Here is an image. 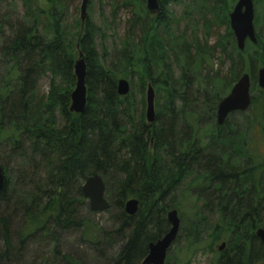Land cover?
<instances>
[{"label":"trees","instance_id":"trees-1","mask_svg":"<svg viewBox=\"0 0 264 264\" xmlns=\"http://www.w3.org/2000/svg\"><path fill=\"white\" fill-rule=\"evenodd\" d=\"M20 1L23 18L11 23L4 13L0 21V152L18 161L14 185L0 163V263L19 257L39 233L50 234L49 225L88 228L78 219L79 206L86 204L81 187L97 174L105 186L106 212L114 214L112 228L96 230V238L122 240L110 264H142L148 245L168 231L166 213L172 209L180 219L173 244L181 239L179 253L185 257L170 255L168 262L187 264L205 235L211 240L204 248L215 255L211 264H264V247L254 235L264 228V152H255L251 143L255 129L264 139V90L256 82V71L264 65L260 39L251 54L239 51L225 14L227 38L217 46L224 52L226 39L237 53L230 58L229 82L207 76L198 82L210 53L170 34L163 9L177 0H158L161 12L156 16L148 14L145 0H131L133 5L123 3L137 10L129 32L140 36L136 44L127 41L122 71L115 72L98 59L99 29L80 19L70 28L64 19L71 0ZM76 51L83 54L86 69L87 105L80 115L68 110ZM245 73L256 92L250 114L232 122L233 113L217 125L218 103ZM46 74L48 93L38 96L36 82ZM133 77L139 109L131 90L125 96L116 92L119 78L130 82ZM148 84L155 94L153 123L144 116ZM219 84L226 86L224 92ZM205 120L208 129L202 134ZM129 199L139 201L133 216L124 212ZM16 214L22 219L17 251L11 221ZM219 242L225 243L220 252L214 249ZM57 252L54 248L53 254L60 256ZM60 258L79 264L69 255Z\"/></svg>","mask_w":264,"mask_h":264},{"label":"rangeland","instance_id":"rangeland-1","mask_svg":"<svg viewBox=\"0 0 264 264\" xmlns=\"http://www.w3.org/2000/svg\"><path fill=\"white\" fill-rule=\"evenodd\" d=\"M131 0H89L87 5V17L86 21L92 23V25L98 28V33L95 37V49L98 55V59L103 66L107 69H111L115 72L122 71L120 63L123 48L128 45L127 41L136 44L139 39L138 33H130V24L132 17L137 10L134 6H125L124 2H130ZM237 0H223L220 4L217 0H177V2H171L164 5V13L169 17L172 29L170 34L182 35L192 45L197 43L210 53L206 55L208 58L207 63L202 66L201 72L197 76L198 79L213 77L216 81L229 82V68L230 58L235 57L237 54L232 50V47L223 40V46L225 51L221 50V46H217L218 42L222 38H227V29L224 24V15L226 14L229 21V13L232 11ZM80 3L81 0H71L67 11L64 14V19L67 20L70 28H75L76 20L80 19ZM253 3V29L255 37L259 38L262 46L264 47V0H252ZM133 5V4H132ZM163 5V4H162ZM145 7V2L144 5ZM161 8V6H160ZM7 14L11 23L20 21L24 16V9L20 0H0V21L3 15ZM229 30L230 26L228 25ZM42 29V28H41ZM41 33V31L39 30ZM232 33V31H231ZM233 36V33H232ZM234 38V37H233ZM221 39V40H220ZM254 44L249 41L245 42V48L242 51H247L251 54L254 51ZM264 54V51L262 52ZM208 56V57H207ZM78 58V52L76 51L73 59L76 61ZM260 67H264L260 66ZM259 67V68H260ZM257 72V71H256ZM174 77H178V71L173 68ZM207 76V77H206ZM215 77V78H214ZM123 79V78H119ZM50 75L46 74L42 76L37 82L35 92L38 96H43L48 93L49 90ZM129 91L133 93V100L140 108L139 94L137 93L136 79L133 77L130 82ZM199 82V81H198ZM234 83L230 86L228 91L226 86L220 85L221 92H224L222 98L227 95ZM74 85L71 91L74 89ZM251 96L255 97L256 92H251ZM221 98V99H222ZM154 110L156 113L155 99ZM250 111L244 113H234L231 116L232 122L242 121L245 117H248ZM145 114V108H144ZM145 116V115H144ZM203 133H206L208 126L206 127L207 120L204 121ZM252 145L255 148V152L261 154L264 152V139L258 129L254 130L251 137ZM0 163L5 167L6 177H8L9 184L14 185L16 180V168L18 161H14L7 158L3 152L1 154ZM5 155L4 158H2ZM88 207L87 201L85 206H79L78 219L85 220L88 228H76V229H58L49 225L50 234H38L37 237L27 241L24 245V250L19 257H16L8 264H67L65 259H61L62 255H69L73 260L79 264H110L112 258L117 254L122 240H110L108 242L96 238V230H108L112 228L111 217L114 212H93ZM181 211L188 213L187 204L183 206ZM20 214L12 217V248L18 250V239L16 234L22 230V219ZM85 226V227H86ZM43 235V237H42ZM1 238V237H0ZM203 242L201 248L197 252L188 258L187 264H211L215 255L208 250H205L206 244L211 240L206 239L203 235ZM221 243H216L214 249L218 251V246ZM182 245L181 239L172 244L167 252L164 264H174L173 261H167L168 256L178 257L181 259L184 254L179 253V248ZM2 248V242L0 241V250ZM54 248L58 251L60 256L53 254ZM0 264H5L4 262ZM7 264V263H6Z\"/></svg>","mask_w":264,"mask_h":264},{"label":"water","instance_id":"water-1","mask_svg":"<svg viewBox=\"0 0 264 264\" xmlns=\"http://www.w3.org/2000/svg\"><path fill=\"white\" fill-rule=\"evenodd\" d=\"M89 0H81L80 3V21L83 23L87 17V5ZM145 8L150 16L160 14L161 8L158 0H145ZM229 26L233 33L236 48L242 51L245 48V42L256 43V37L253 29V3L252 0H237L232 11L229 13ZM73 73L75 77V86L70 93L69 112L73 114H82L87 105V93L85 86V63L81 52L73 63ZM256 82L259 89L264 90V67H260L256 73ZM129 83L120 79L117 82L116 92L119 96H125L129 93ZM155 94L152 86L147 85L145 93V120L147 123L155 121L154 110ZM250 77L248 74L241 75L234 83L229 93L225 95L217 105L216 123L221 126L226 118L233 113H244L251 105ZM4 186L3 170L0 167V192ZM81 193L87 201L88 207L93 212L106 211L109 203L105 198V186L101 177L97 174L88 177L81 187ZM139 207L137 199H129L124 203V212L128 216H133ZM166 221L169 225L168 231L157 241L148 245V253L142 261V264H164L168 250L176 240L180 229V219L175 209L166 213ZM255 237L264 247V228H258L254 233ZM225 243L218 246V251H222Z\"/></svg>","mask_w":264,"mask_h":264}]
</instances>
